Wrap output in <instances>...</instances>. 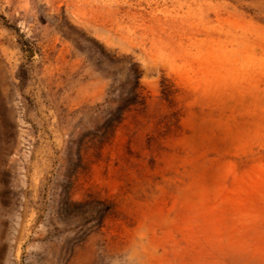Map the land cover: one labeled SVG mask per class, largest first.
Here are the masks:
<instances>
[{
    "label": "rangeland",
    "instance_id": "rangeland-1",
    "mask_svg": "<svg viewBox=\"0 0 264 264\" xmlns=\"http://www.w3.org/2000/svg\"><path fill=\"white\" fill-rule=\"evenodd\" d=\"M0 264H264V0H0Z\"/></svg>",
    "mask_w": 264,
    "mask_h": 264
},
{
    "label": "trees",
    "instance_id": "trees-1",
    "mask_svg": "<svg viewBox=\"0 0 264 264\" xmlns=\"http://www.w3.org/2000/svg\"><path fill=\"white\" fill-rule=\"evenodd\" d=\"M130 72V80L132 82V86L128 91L125 92L124 95L120 97V101L116 108L117 117L114 120L116 123L121 120L122 115L126 110L134 105L143 104L145 101V96L142 93V88L139 82L141 70L134 63L130 67ZM161 86V93L166 96L167 87L163 83H161Z\"/></svg>",
    "mask_w": 264,
    "mask_h": 264
}]
</instances>
